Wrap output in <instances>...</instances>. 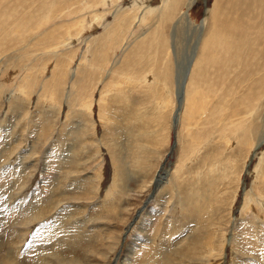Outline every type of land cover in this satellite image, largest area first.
<instances>
[{"label":"rangeland","instance_id":"rangeland-1","mask_svg":"<svg viewBox=\"0 0 264 264\" xmlns=\"http://www.w3.org/2000/svg\"><path fill=\"white\" fill-rule=\"evenodd\" d=\"M262 61L264 0H0V264H264Z\"/></svg>","mask_w":264,"mask_h":264},{"label":"bare ground","instance_id":"bare-ground-1","mask_svg":"<svg viewBox=\"0 0 264 264\" xmlns=\"http://www.w3.org/2000/svg\"><path fill=\"white\" fill-rule=\"evenodd\" d=\"M256 2V1H255ZM250 3V2H249ZM251 3H253V1L251 2ZM200 35H201V32H200ZM200 39H199V36L197 37V39L195 40V42H194V44H193V46H191V48H190V54H189V56H187V62H185V64H184V69H183V71H182V73L180 74V76H182V78L184 79V77H185V74L187 73V71H188V67H189V65L191 64L190 62H191V60H193L192 58L195 56V52H196V50H195V48H197V46H199L198 45V42H200L199 41ZM232 46V45H231ZM243 47H244V45H243ZM235 50H237V49H235ZM238 52H239V50H238ZM197 54V53H196ZM234 58V57H233ZM232 58V59H233ZM262 59V58H261ZM262 62H264V61H262ZM190 63V64H189ZM258 67V66H257ZM263 67H264V65H263ZM264 69V68H263ZM262 69V70H263ZM191 72V71H190ZM187 75V74H186ZM261 78V77H260ZM186 80V79H185ZM184 80V81H185ZM254 85V84H253ZM182 91V90H181ZM181 94H179L178 96V102L180 103L182 100H181V96H180ZM175 120V119H174ZM175 122V121H174ZM175 126V125H174ZM161 179H164L163 177H161Z\"/></svg>","mask_w":264,"mask_h":264},{"label":"water","instance_id":"water-1","mask_svg":"<svg viewBox=\"0 0 264 264\" xmlns=\"http://www.w3.org/2000/svg\"><path fill=\"white\" fill-rule=\"evenodd\" d=\"M205 2V0H203Z\"/></svg>","mask_w":264,"mask_h":264}]
</instances>
